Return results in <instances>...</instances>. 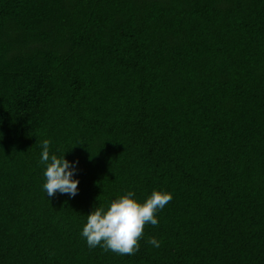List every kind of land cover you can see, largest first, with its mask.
<instances>
[{"label":"trees","instance_id":"16d2710c","mask_svg":"<svg viewBox=\"0 0 264 264\" xmlns=\"http://www.w3.org/2000/svg\"><path fill=\"white\" fill-rule=\"evenodd\" d=\"M129 191L173 199L135 255L89 248ZM0 264H264V0H0Z\"/></svg>","mask_w":264,"mask_h":264},{"label":"clouds","instance_id":"9594fccd","mask_svg":"<svg viewBox=\"0 0 264 264\" xmlns=\"http://www.w3.org/2000/svg\"><path fill=\"white\" fill-rule=\"evenodd\" d=\"M41 163L46 165L44 176L46 182L43 189L47 197L58 192L75 197L78 194L80 181L74 179L75 164L63 157L50 155V141L41 142ZM132 191L113 200L107 209L95 208L87 215V222L82 229V237L89 248L101 247L105 252L111 251L119 255H135L140 250V240L144 236L146 225L158 226L157 212L171 202V193L153 191L143 202L134 198ZM148 244L155 248L161 242L150 237Z\"/></svg>","mask_w":264,"mask_h":264}]
</instances>
